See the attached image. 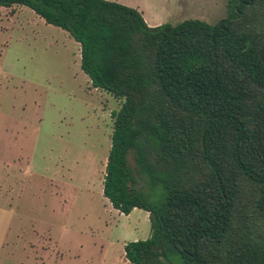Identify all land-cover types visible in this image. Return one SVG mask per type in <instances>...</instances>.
Here are the masks:
<instances>
[{
	"label": "trees",
	"instance_id": "obj_1",
	"mask_svg": "<svg viewBox=\"0 0 264 264\" xmlns=\"http://www.w3.org/2000/svg\"><path fill=\"white\" fill-rule=\"evenodd\" d=\"M12 6L65 31L91 87L123 100L111 113L102 195L150 223L124 259L264 264V0H227L213 25L156 27L108 0H0Z\"/></svg>",
	"mask_w": 264,
	"mask_h": 264
},
{
	"label": "rangeland",
	"instance_id": "obj_2",
	"mask_svg": "<svg viewBox=\"0 0 264 264\" xmlns=\"http://www.w3.org/2000/svg\"><path fill=\"white\" fill-rule=\"evenodd\" d=\"M108 1L137 9L148 27L189 19L213 25L226 16L227 3ZM122 102L91 87L80 68L79 45L65 31L27 7H0V136L10 146L13 134L21 136L27 150L17 163L15 192L0 201L11 204L0 224V241L11 232L6 242L18 248L0 256V264H129L123 246L149 237L148 214L134 209L125 216L102 195L111 113ZM128 165L134 170L132 155ZM135 187L156 199L157 191L142 179ZM11 212L14 223L7 222ZM30 246L25 254L23 248Z\"/></svg>",
	"mask_w": 264,
	"mask_h": 264
},
{
	"label": "crops",
	"instance_id": "obj_3",
	"mask_svg": "<svg viewBox=\"0 0 264 264\" xmlns=\"http://www.w3.org/2000/svg\"><path fill=\"white\" fill-rule=\"evenodd\" d=\"M20 137L21 136H16L15 134H13L12 137H10L11 143H12V145L10 146V145L5 144L6 143L4 142L5 137L3 138L0 136V201L2 200L5 202V200H7L6 197L8 198L9 194L15 192L18 178L20 177L19 172L21 173V170L20 168L17 167L18 165L17 163L19 162L21 158L20 154L23 155L25 154V151H27L26 147L21 145L22 143H21ZM15 149H16V152L14 151ZM4 152H12V154L10 157H6ZM7 158L11 159L12 161L6 165L5 164L6 162H4L3 160ZM5 204L6 203H0V224L4 222L3 215L5 214V212H8V214L10 213V211H6L5 208H10L11 204L10 203L7 205ZM15 217H16V214L14 212H11L10 218L7 219V222L14 223L13 221H17L15 220ZM20 222L22 221H18L17 223H20ZM7 230L10 231V229H7ZM10 233L8 235L5 232L2 234V239L0 241V256H2L3 254L4 255H14L18 251L17 247L10 246L9 245L10 243L6 242L9 239ZM16 238L18 239L19 237L16 236ZM30 249H31V246L29 248H23V251L25 254L27 253L30 254L31 253Z\"/></svg>",
	"mask_w": 264,
	"mask_h": 264
},
{
	"label": "water",
	"instance_id": "obj_4",
	"mask_svg": "<svg viewBox=\"0 0 264 264\" xmlns=\"http://www.w3.org/2000/svg\"><path fill=\"white\" fill-rule=\"evenodd\" d=\"M260 61L264 64V47L261 49L259 53Z\"/></svg>",
	"mask_w": 264,
	"mask_h": 264
}]
</instances>
